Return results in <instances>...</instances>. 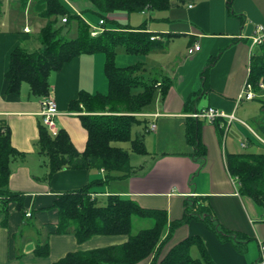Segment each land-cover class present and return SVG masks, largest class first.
I'll use <instances>...</instances> for the list:
<instances>
[{"label":"crops","instance_id":"0c3cea01","mask_svg":"<svg viewBox=\"0 0 264 264\" xmlns=\"http://www.w3.org/2000/svg\"><path fill=\"white\" fill-rule=\"evenodd\" d=\"M30 1L25 4L24 0H3L0 14V119L9 128L11 145L24 153L23 157L10 161L8 188L22 193L24 199L21 203H7V217L0 211V264H52L69 251L124 242L125 235H94L78 243L72 232L55 233L58 211L52 204L56 195L85 185L103 201L107 195L115 194L144 208L165 210L168 223L162 236L171 223L184 219L188 204L187 211L193 215L174 228L160 257L179 241L198 235L217 264H256L260 257L259 242L264 241V209L240 194L238 182L226 166V154L235 151L223 148L215 123L220 127L226 125V132L238 127L243 135L240 146L245 144L242 147L252 146L249 136L264 143L254 130L248 100H239L248 78L251 53L258 45L253 43L256 28L261 26L264 32V0H171L174 5L169 9H146L140 12L144 17L136 21L123 11L105 15L107 27L127 24L139 28L145 24V30L163 45L144 54L127 53L124 49L127 56H115L118 67L140 64L137 74L145 79L153 77L156 84L152 101L141 112L134 113L146 125L147 153H135L141 158L132 163L131 156L130 162L135 168L143 167L142 171L101 183L95 181L104 179L102 169H61L48 175L47 157L36 147L43 124V97L32 95L25 82L18 93L7 91L5 73L12 50L22 46L33 51L40 46L37 36L45 21L29 10ZM65 1L84 19L82 10L94 13L95 7L89 0ZM195 43L200 49L188 54V48ZM164 76L169 87L162 95L164 84L160 78ZM108 88L103 53L75 56L50 73L49 92L45 96L56 102L59 114L54 117L55 126L67 134L79 152L85 149L88 137L80 115L100 111L87 112L81 103L80 108L70 107V103L80 93L106 94ZM209 107L233 118L217 117L213 121L197 118L201 120L205 154L192 155L194 148L187 141L186 125L195 121L194 113ZM119 110L129 114L124 108ZM151 124L155 125L153 130ZM142 125L136 131L142 130ZM201 209L207 210L210 218L226 230L240 234L239 242L217 237L212 226L204 221V215L197 214ZM33 216L36 219L32 224L33 237L26 240L23 225ZM141 228L145 227L137 230ZM45 240L49 244L48 256H35V246ZM151 258L150 255L140 262L148 264Z\"/></svg>","mask_w":264,"mask_h":264},{"label":"trees","instance_id":"16d2710c","mask_svg":"<svg viewBox=\"0 0 264 264\" xmlns=\"http://www.w3.org/2000/svg\"><path fill=\"white\" fill-rule=\"evenodd\" d=\"M29 0H24L28 3ZM95 7L94 13L103 20L104 30L96 36H91L90 26L80 14L72 11L65 0H32L33 11L45 24L38 32V49L29 51L22 46L15 47L10 53L9 68L5 73L8 80L7 91L18 93L23 82L29 86L34 96L45 97L49 92V76L52 71L60 69L63 64L82 54H104V73L108 81L106 94L80 93L78 99L70 103V107L80 108V103L87 112L98 110L96 114H81L80 120L88 133L85 149L79 152L70 142L64 131L58 130L51 136L46 127H39V138L36 142L38 150L47 157L48 175L61 169L105 171L101 183L114 177H122L141 172L143 167H133L130 162V151L146 154L144 120L134 113L141 112L154 95L155 79H145L137 74L140 64L118 67L115 62L117 46H123L127 53L144 54L163 44L157 39H151L152 33L146 31L145 24L139 28L115 24L107 27L105 15L116 11L127 14L140 13L147 10H167L174 5L171 0H89ZM0 0V14L2 12ZM228 1V6H230ZM65 18V21H62ZM98 20V22H99ZM72 27H75L74 37H68ZM247 80L252 84L258 96L254 98L259 103L260 117L253 123L256 133L264 139V40L254 47L249 64ZM162 95L169 87L168 78H160ZM138 89V90H137ZM112 102V104H109ZM129 112L120 113L119 106ZM112 105V106H110ZM123 109V108H122ZM193 120L186 125V138L192 145L193 154L203 157L205 148L201 144L200 122ZM135 134L134 126H141ZM218 136L226 132V125L215 123ZM250 143H264L248 137ZM116 142H128L129 149L116 145ZM24 153L17 151L10 143L9 128L0 119V211L7 217L6 205L9 201L21 203L22 193L12 192L8 188L10 176V161L14 157H23ZM226 166L229 174L238 182L239 192L251 198L254 203L264 209V150L233 152L226 154ZM95 183V184H96ZM52 207L58 211V222L55 233L72 232L78 243L88 240L94 235H125L127 239L118 244L96 247L88 250L69 251L52 264H137L150 255L148 264H217L208 253L202 239L198 235H190L171 246L160 257L166 242L172 236L174 228L188 215L185 206L184 219L173 222L164 236L168 223L167 212L163 209L141 207L137 202L115 194H109L99 199L92 194L90 187L64 191L56 195ZM203 216L205 222L212 226L217 237L229 238L239 242L240 234L222 229V226L210 218L207 210L197 213ZM28 218V217H26ZM150 220L148 227L133 232V219ZM196 248L198 256L191 254ZM33 253L38 257H46L49 244L45 240L38 243ZM259 259V258H258ZM257 259V260H258ZM257 262V261H256Z\"/></svg>","mask_w":264,"mask_h":264},{"label":"rangeland","instance_id":"374dc122","mask_svg":"<svg viewBox=\"0 0 264 264\" xmlns=\"http://www.w3.org/2000/svg\"><path fill=\"white\" fill-rule=\"evenodd\" d=\"M29 10H33V5H32V0L30 1V6H29ZM83 15L86 17L85 19L87 20V23L91 24V25H96L98 24V20H99V16L96 15L95 13L92 12H88L85 10H82ZM130 16H132V18H135L132 21H136V18L138 19L141 17H144L143 15H141L140 13H132ZM43 21H45L46 19L42 18ZM41 19V20H42ZM131 22V21H130ZM131 24H133L131 22ZM134 25V24H133ZM76 34V30L75 27H72L71 30L69 31L68 37H74ZM118 50V52H117ZM117 50H116V54L117 55H121V54H125V56H127V53L124 51L123 46H117ZM27 84V83H25ZM138 90V89H137ZM248 103L249 107V115H250V119L253 120H257L259 119L261 113H260V109H259V103L257 100H248V102L246 101V104ZM109 104H112V102H110ZM245 104V103H244ZM114 107V104H112ZM110 105V106H112ZM120 104H117L116 106H119ZM121 109L125 108L124 105H120L119 106ZM59 112L57 111L58 115ZM235 127H231L230 130L228 132H224L223 135L220 138L221 140V144L223 146V148H225L228 152H230V148L235 151V152H245V151H262L264 150V146L260 145V144H252V146L249 147H242L240 146V141L243 138L242 132L239 131V128L236 127V131L234 130ZM137 129V126H134L132 129V133L135 134ZM241 132V133H240ZM253 137V136H252ZM253 139H255L253 137ZM116 145L125 147L127 149H129V143L128 142H116ZM130 155L132 156V163H135L137 161V159L141 158L140 156H137V154L133 153L132 151H130ZM102 200V198H99ZM36 221L35 217L33 216L32 218H28L26 219L25 223H24V229H23V235H24V239L29 240L31 237H33V233H31L33 231V227L32 224ZM151 221L150 220H144V219H138V218H134L133 219V232H135L139 227H148L150 225ZM223 229V227H222ZM191 254L196 257L198 256V251L196 248H193V251H191ZM137 264H142L141 262H138Z\"/></svg>","mask_w":264,"mask_h":264},{"label":"built area","instance_id":"2783aa9c","mask_svg":"<svg viewBox=\"0 0 264 264\" xmlns=\"http://www.w3.org/2000/svg\"><path fill=\"white\" fill-rule=\"evenodd\" d=\"M146 10L143 9L141 12L143 13ZM65 18H62V21H65ZM90 26V34L91 36H96L98 33L104 30L103 26V20L100 19L97 25H91ZM28 31V27L24 28ZM155 37H151V39H154ZM264 40V32L261 26H258L256 28L255 34L253 36V43L254 44H260ZM200 49L199 44L195 43L192 46H190L187 50L188 54H192ZM259 87L261 89H264V84L262 82L259 83ZM256 96V92L253 89L252 84L246 80L244 83L242 93L239 97V100H250L254 99ZM41 117H42V123L43 125L48 129L49 132H51L53 135L57 134V128L54 123V117L57 114V105L55 100L50 96H45L41 99ZM193 117L195 118H207L209 121H213L217 117H228L229 120L233 118V115H227L223 111L214 109L212 107L200 110L196 113H194ZM155 125L151 124L150 129H154ZM242 146L245 144L242 143ZM26 215H30V213H26ZM259 248H260V257L257 260L256 264H264V241L259 242Z\"/></svg>","mask_w":264,"mask_h":264}]
</instances>
